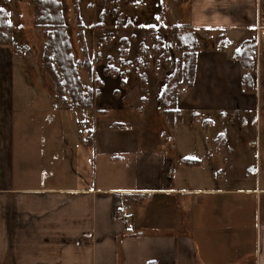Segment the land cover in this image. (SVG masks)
<instances>
[{
    "label": "crops",
    "instance_id": "obj_1",
    "mask_svg": "<svg viewBox=\"0 0 264 264\" xmlns=\"http://www.w3.org/2000/svg\"><path fill=\"white\" fill-rule=\"evenodd\" d=\"M151 3L158 30L189 25L199 44L173 127L136 102L133 67L95 66L94 103L78 109L43 61L0 45V264H264V196H244L264 193V0ZM247 42L251 89L235 56ZM230 133L257 150L238 186Z\"/></svg>",
    "mask_w": 264,
    "mask_h": 264
},
{
    "label": "rangeland",
    "instance_id": "obj_2",
    "mask_svg": "<svg viewBox=\"0 0 264 264\" xmlns=\"http://www.w3.org/2000/svg\"><path fill=\"white\" fill-rule=\"evenodd\" d=\"M61 4L71 52L86 87L85 96L92 88V83L88 85L89 74L84 70L85 61H90L99 71L117 63L121 70L133 67L140 78L141 97L136 102L143 101L141 104L145 105L149 101L152 107L158 106L162 110L161 96L169 85L178 84L177 92L188 86L183 79L184 50L177 47L173 29H157L160 26L156 19L158 13H154L151 0H78V14L73 0H61ZM35 20L32 0H0V22L5 21L11 26L9 32L15 41L12 46L14 53L29 61H43L49 39L44 30L35 27ZM80 32L84 34V41ZM254 64L255 61L253 67ZM69 105L74 106L71 101ZM251 117L254 122L255 115ZM189 120L190 115H187L186 121ZM182 134L185 135L184 130ZM227 138L226 154H229L233 166L227 180L232 182V186H238L244 180L240 177V173H244L240 169L242 160L247 159L248 165L256 169L257 150L241 143L233 133ZM217 141L220 145L223 137L219 136ZM261 157L264 169V144ZM248 180L249 185L252 184V178ZM244 196L250 197L248 201L256 205L260 204L264 193L256 194L254 191Z\"/></svg>",
    "mask_w": 264,
    "mask_h": 264
},
{
    "label": "trees",
    "instance_id": "obj_3",
    "mask_svg": "<svg viewBox=\"0 0 264 264\" xmlns=\"http://www.w3.org/2000/svg\"><path fill=\"white\" fill-rule=\"evenodd\" d=\"M75 10L78 14V0H73ZM183 0H176L181 3ZM35 7V27L44 30L48 36V44L43 54V62L45 69L53 78L57 96L62 100L63 104L69 105L70 101L78 109L90 108L94 103V85L96 82L95 70L90 61L84 62V68L90 75L92 88L89 95L84 96L83 83L78 74L77 66L72 55V47L67 33L66 21L62 10L61 0H32ZM3 16H5L3 14ZM81 25V24H80ZM11 26L4 22H0V45H15L9 29ZM174 38L177 47L183 48V79L187 81L189 87L193 84L196 58L199 44L194 29L189 25H174ZM80 37L84 41V34L80 32ZM255 48L251 42L245 43L242 48L235 54L240 60L244 70L247 72L242 80L245 89L253 87V79L249 72L253 69V58ZM189 74V75H188ZM188 75V77H186ZM174 76V75H172ZM176 78V77H175ZM177 82V81H176ZM177 90L178 84H171L162 94L161 107L163 113L167 117V121L171 127L181 120V112L176 110L177 107ZM68 96V97H66ZM136 202L142 200V196H133ZM124 201L129 202L127 196ZM121 204L120 198L114 196V213L117 212V206ZM149 264H156L150 262Z\"/></svg>",
    "mask_w": 264,
    "mask_h": 264
},
{
    "label": "built area",
    "instance_id": "obj_4",
    "mask_svg": "<svg viewBox=\"0 0 264 264\" xmlns=\"http://www.w3.org/2000/svg\"><path fill=\"white\" fill-rule=\"evenodd\" d=\"M263 33H264V30H263ZM119 216H123V215L119 214Z\"/></svg>",
    "mask_w": 264,
    "mask_h": 264
}]
</instances>
